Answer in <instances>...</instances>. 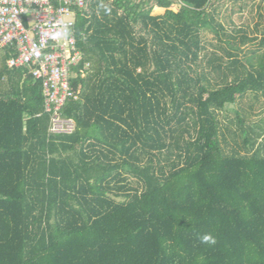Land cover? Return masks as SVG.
Masks as SVG:
<instances>
[{
  "label": "trees",
  "instance_id": "trees-1",
  "mask_svg": "<svg viewBox=\"0 0 264 264\" xmlns=\"http://www.w3.org/2000/svg\"><path fill=\"white\" fill-rule=\"evenodd\" d=\"M233 1L86 0L69 134L0 51V264H264V0Z\"/></svg>",
  "mask_w": 264,
  "mask_h": 264
},
{
  "label": "built area",
  "instance_id": "built-area-1",
  "mask_svg": "<svg viewBox=\"0 0 264 264\" xmlns=\"http://www.w3.org/2000/svg\"><path fill=\"white\" fill-rule=\"evenodd\" d=\"M86 0H0V51H14L11 69L26 67L41 82L45 113L51 133L69 134L70 119L62 117L68 100H77L72 69L82 59L77 45L76 11ZM87 67V66H86Z\"/></svg>",
  "mask_w": 264,
  "mask_h": 264
},
{
  "label": "rangeland",
  "instance_id": "rangeland-1",
  "mask_svg": "<svg viewBox=\"0 0 264 264\" xmlns=\"http://www.w3.org/2000/svg\"><path fill=\"white\" fill-rule=\"evenodd\" d=\"M247 3H251V1L250 0H245ZM244 1V2H245ZM240 3H242L241 1H233V0H220V2H219V4H221L222 5V11H223V15H224V17L225 16H230V12H231V10L233 9H237V7H238V5L240 4ZM258 3V0H256L255 1V4H257ZM236 4V5H235ZM170 10H172V11H174V12H176L177 10H178V5H173V6H171V8H170ZM255 12V9H253V13ZM153 13L155 14V15H160V14H163L164 13V10L163 9H159V8H156V9H154V11H153ZM237 13V12H236ZM232 14L231 15V19L235 22V23H238V22H240V20H239V16L237 15V14ZM240 14H242L243 16H242V19H241V21L243 20L244 22H250V21H252V22H250V25H253L257 20H256V18L255 19H253V20H250L251 18H249L250 16H249V14H248V10H245V11H243L242 13H240ZM262 14H263V17H264V11H262ZM263 27H264V23H263ZM205 37H206V39L208 40V41H212L213 40V35L211 34V33H208V32H206L205 33ZM231 108V107H230Z\"/></svg>",
  "mask_w": 264,
  "mask_h": 264
}]
</instances>
